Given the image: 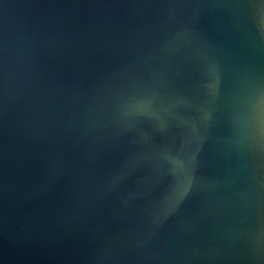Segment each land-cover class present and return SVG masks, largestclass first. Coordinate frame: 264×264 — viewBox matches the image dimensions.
Segmentation results:
<instances>
[{
    "label": "water",
    "instance_id": "95a60500",
    "mask_svg": "<svg viewBox=\"0 0 264 264\" xmlns=\"http://www.w3.org/2000/svg\"><path fill=\"white\" fill-rule=\"evenodd\" d=\"M0 264H264V0H0Z\"/></svg>",
    "mask_w": 264,
    "mask_h": 264
}]
</instances>
